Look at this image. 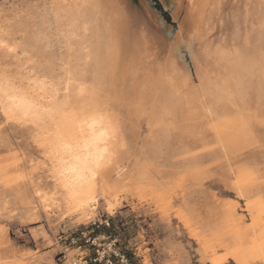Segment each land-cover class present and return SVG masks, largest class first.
<instances>
[{"label": "rangeland", "instance_id": "1", "mask_svg": "<svg viewBox=\"0 0 264 264\" xmlns=\"http://www.w3.org/2000/svg\"><path fill=\"white\" fill-rule=\"evenodd\" d=\"M201 1L0 0V84L43 114L0 106L2 262L80 264L94 254L85 235L111 244V264H264V0ZM67 70L94 100L65 93ZM43 77L57 91L39 90ZM79 105L118 132L120 180L110 169L89 181L92 213L74 209L55 173V135Z\"/></svg>", "mask_w": 264, "mask_h": 264}, {"label": "bare ground", "instance_id": "2", "mask_svg": "<svg viewBox=\"0 0 264 264\" xmlns=\"http://www.w3.org/2000/svg\"><path fill=\"white\" fill-rule=\"evenodd\" d=\"M203 1V0H202ZM201 1V2H202ZM206 2H207V5L204 3V5H206L207 7H209V6H213V4H215V1L216 0H205ZM190 2L192 3V4H195L196 2H195V0L194 1H192V0H190ZM195 2V3H194ZM201 2H199V3H201ZM219 2V1H218ZM217 2V3H218ZM190 3V4H191ZM198 4V3H197ZM201 4H203V2L201 3ZM199 5V6H202V5ZM219 4V3H218ZM217 5V4H216ZM191 6V5H190ZM195 6V5H194ZM197 6V5H196ZM203 7V6H202ZM201 7V8H202ZM211 7H209V8H211ZM197 9H198V7H197ZM65 10V9H64ZM72 10V9H71ZM199 10H200V7H199ZM66 11H68V10H66ZM74 11V10H73ZM62 12H64V11H62ZM201 12H202V9H201ZM205 12H207V11H205ZM67 13V12H66ZM73 13V12H72ZM198 13V12H197ZM200 13V12H199ZM203 13V12H202ZM57 14V13H56ZM64 14V13H63ZM62 14V15H63ZM74 14V13H73ZM77 14V13H76ZM80 14V13H79ZM204 14V13H203ZM210 14V13H209ZM212 14V13H211ZM59 15V14H58ZM61 15V16H62ZM72 15V14H71ZM200 16H201V14H199ZM79 16V15H78ZM77 16V17H78ZM210 16V18H211V15H209ZM199 17V16H198ZM204 17V16H203ZM202 17V18H203ZM67 18V17H66ZM81 18H82V16H81ZM200 19H201V17H200ZM212 19V18H211ZM65 21H66V19H64ZM81 20V19H80ZM58 21H59V19H58ZM76 16H71V18L69 19V22H67V23H69V26H73V25H75L76 24ZM79 21V20H78ZM201 21H203L202 19H201ZM210 21V20H209ZM63 22V21H62ZM199 22H200V20H199ZM78 23V22H77ZM63 24V23H62ZM78 25V24H77ZM83 26H84V24H82ZM64 26V25H63ZM76 26V25H75ZM60 27V26H59ZM77 27V26H76ZM36 28V27H35ZM84 28V27H83ZM83 28H82V30H83ZM64 29V28H63ZM69 30H70V28H68ZM76 30V29H75ZM62 31V30H61ZM72 31V30H71ZM64 32V31H63ZM62 32V33H63ZM81 32V31H80ZM79 32V33H80ZM198 32H199V30H198ZM33 33V32H32ZM61 33V32H60ZM59 33V34H60ZM61 33V34H62ZM78 32H72L71 33V36H73V38L74 37H76L77 39H79L77 36H75L76 34H77ZM82 33V32H81ZM194 34V33H193ZM198 34H200V32L198 33ZM197 34V35H198ZM62 35H65V34H62ZM201 35V34H200ZM200 35H198V36H200ZM80 36V35H79ZM181 36V35H180ZM187 36V35H186ZM185 36V37H186ZM189 36V35H188ZM187 36V37H188ZM63 37V36H62ZM184 37V38H185ZM201 37V36H200ZM195 38H197V37H195ZM199 38V37H198ZM67 39H69V38H67ZM80 39H81V37H80ZM64 41V40H63ZM185 41H186V38H185ZM78 42V41H77ZM84 42V41H83ZM62 43V42H61ZM72 43V42H71ZM69 44V43H68ZM85 44V43H84ZM89 44V43H88ZM91 44V43H90ZM67 46V45H66ZM80 46V45H79ZM84 46V45H83ZM86 46V45H85ZM85 46H84V48H85ZM76 47V46H75ZM175 47H177V46H175ZM66 48V47H65ZM68 48H70V47H68ZM77 48V47H76ZM75 48V49H76ZM88 48H90V47H88ZM73 49H74V47H73ZM91 49V48H90ZM67 50V49H66ZM83 50L84 49H82L79 53L80 54H82V53H84L83 52ZM87 50V49H86ZM92 50V49H91ZM70 51V50H69ZM75 51V50H74ZM88 51H90V50H88ZM32 53V52H31ZM86 53V52H85ZM84 53V54H85ZM89 53V52H88ZM67 54H69V52L67 53ZM220 54V53H219ZM223 54V53H222ZM77 55H78V53H77ZM89 55H91V52H90V54ZM224 55V54H223ZM223 55H222V57H223ZM73 56V55H72ZM219 56V55H218ZM81 57H83V56H81V55H79L78 56V61H79V64H81L82 62H80L81 61ZM88 57V56H87ZM225 57H226V55H225ZM66 58V57H65ZM85 58V57H84ZM89 58V57H88ZM195 58H196V56H195ZM195 58H193V59H195ZM221 58V57H220ZM41 59V58H40ZM227 59V58H226ZM34 60V59H33ZM32 60V61H33ZM87 60V59H86ZM222 59H220V61H221ZM228 60V59H227ZM227 60H223L224 62L223 63H227ZM65 61V60H64ZM68 61V60H67ZM66 61V62H67ZM69 61H72V60H69ZM167 61V60H166ZM176 61V62H175ZM226 61V62H225ZM75 62V61H74ZM168 62V61H167ZM173 62V61H172ZM171 61H170V63L168 64V70H167V72H169L171 75H173L172 77H176V74H179V69H178V67H179V64H178V62H177V60H174V62L172 63ZM28 63V62H27ZM55 63V62H54ZM70 63V62H69ZM84 63H85V61H84ZM229 64L230 63H232V62H230V60H229V62H228ZM227 63V64H228ZM24 64V63H23ZM30 64V63H29ZM32 65H33V63H31ZM30 64V65H31ZM47 64V63H46ZM65 64V63H64ZM36 65H37V63H36ZM69 65V64H68ZM75 65V64H74ZM78 65V64H77ZM163 65V64H162ZM223 65V64H222ZM43 66V65H42ZM60 66V65H59ZM62 66V65H61ZM167 66V65H166ZM220 66V65H219ZM230 66H232V64L231 65H229V67ZM235 66V65H234ZM236 66H237V64H236ZM239 66V65H238ZM66 67V66H65ZM72 67H74V66H72ZM78 67H80V65L78 66ZM84 67V66H83ZM76 68V67H75ZM81 68V67H80ZM231 68H233V67H231ZM239 68V67H238ZM242 68V67H241ZM227 69H230V68H228L227 67ZM226 69V70H227ZM235 69V68H234ZM233 69V70H234ZM26 70V69H25ZM63 70V69H62ZM70 70V69H69ZM69 70H67V72H65L66 74H65V77H66V82H65V84H63V85H65V90H67L65 93L67 94V93H69V96L70 97H75V98H77L78 99V97L80 98V99H82V97L83 96H81V94H83L84 95V92H83V89L81 90V86H80V90L83 92V93H80V90L78 91V89L76 88V86H78V84L77 85H75V82L78 80L77 79V77L76 76H78L76 73L75 74H71L70 72H69ZM74 70V68H72V71ZM232 69H230V71H232V76L231 75H229L230 77H233L234 79L236 78V76H237V68H236V71L234 70L233 71ZM242 69H240V71H241ZM30 71V70H29ZM54 71V73H55V70H53ZM60 71H61V68H60ZM71 71V70H70ZM71 71V72H72ZM75 71V70H74ZM74 71H73V73H74ZM32 72V71H31ZM40 72V71H39ZM49 72V71H48ZM57 72V71H56ZM227 72H228V70H227ZM244 71H242V73H243ZM229 73V72H228ZM40 74V73H39ZM81 74V73H80ZM241 74V73H240ZM239 74V75H240ZM31 75H32V73H31ZM76 75V76H75ZM167 75H169V74H167ZM171 75H170V77H171ZM182 75V74H181ZM180 74L178 75L179 77L181 76ZM36 76V75H35ZM39 76V75H38ZM54 77L55 76H57V75H53ZM165 76V75H164ZM177 76V77H178ZM227 76H228V74H227ZM242 76H244V74L242 75ZM82 77V76H81ZM168 77V76H167ZM263 77H264V75H263ZM28 78V77H27ZM34 78V79H33ZM32 79H33V81L35 80V77H33ZM40 78H41V76H40ZM1 79V78H0ZM38 79V77L36 78V80ZM167 79H169V78H167ZM171 80H172V78H170ZM176 79V78H175ZM178 79V78H177ZM183 80H185L184 78H182ZM231 79V78H230ZM237 80H238V77L236 78ZM2 80V79H1ZM5 80V79H4ZM3 80V81H4ZM7 80V79H6ZM29 80H30V78H29ZM56 80V79H55ZM58 80V79H57ZM81 80H83V78L81 79ZM170 80V81H171ZM180 80H181V78H180ZM3 81H1L2 83H3ZM38 81V80H37ZM79 81V80H78ZM84 81V80H83ZM182 81V80H181ZM231 80H229V82H230ZM233 81H235V80H233ZM7 82V81H6ZM36 82V81H35ZM34 82V83H35ZM56 82V81H55ZM62 82V81H61ZM81 82V81H80ZM236 82V81H235ZM10 83V82H9ZM32 83V82H31ZM30 83V84H31ZM78 83V82H77ZM84 83V82H83ZM4 84H5V81H4ZM29 84V83H28ZM33 84V83H32ZM37 84V83H36ZM35 84V85H36ZM54 84V83H53ZM52 83H48L47 82V79L45 78V77H43L42 79H40V85L38 84V87H39V90H41L42 92H43V90H45L46 92L47 91H50L51 93H53L55 90L57 91V89L55 88L54 89V87L57 85H53ZM80 84H82V82L80 83ZM232 84V83H231ZM11 84H9V85H1L0 84V106H1V108H2V106H3V108H5V109H7L8 110V113H9V111L13 114V115H15V116H17V117H28V118H35V117H41L43 114H42V111H41V105L40 104H38V102H40V100L36 103L35 102V100H33V99H31L30 97H28L29 95H26L25 93H23L24 91H22L21 90V92H20V90H18V91H14L16 88H14V90H12V88H11V86H10ZM54 86V87H53ZM62 86V85H61ZM230 86V85H229ZM22 87V86H21ZM20 87V88H21ZM32 87V86H31ZM57 87V86H56ZM63 87V86H62ZM85 87H87V86H85ZM24 88V87H23ZM23 88H21V89H23ZM83 88H84V86H83ZM19 89V88H18ZM34 88H32V90H33ZM61 89H63V88H61ZM85 89V88H84ZM200 89V88H199ZM25 90V89H24ZM28 90V89H27ZM26 90V92H28ZM31 90V92H33ZM35 90H36V86H35ZM38 90V89H37ZM215 90V89H214ZM87 92H89L88 90H86ZM191 92H193V94H194V91H191ZM202 91H200V93H201ZM40 93V92H39ZM38 93V94H39ZM187 93H188V91H187ZM196 93V95L198 94V91L197 92H195ZM219 93V92H218ZM30 94V93H29ZM33 95H34V93H32ZM48 94H50V93H48ZM47 94V95H48ZM87 94V93H86ZM211 94H212V92H211ZM90 96H91V94H89ZM88 95V96H89ZM198 95H200V94H198ZM30 96H32V95H30ZM88 96L86 95V97L88 98ZM90 96H89V98H90ZM201 96V95H200ZM203 96V95H202ZM201 96V97H202ZM45 98H46V96H44ZM48 97V96H47ZM50 97V96H49ZM52 97H53V94H52ZM85 97V98H86ZM33 98V97H32ZM35 98V97H34ZM67 98V97H66ZM84 98V97H83ZM84 98V99H85ZM86 98V99H87ZM216 98H217V96H216ZM68 99V98H67ZM77 99H75V101H74V103H72L73 104V107H75L74 106V104L76 103V100ZM83 99V100H84ZM90 99H93L94 100V98H90ZM201 100H202V98H201ZM45 101V100H44ZM53 101V100H52ZM88 101V100H87ZM63 102V104H64V100L62 101ZM90 102V101H89ZM88 102V103H89ZM93 102V101H92ZM95 102V101H94ZM202 102H204V101H202ZM82 103H83V101H82ZM87 103V102H86ZM87 103V104H88ZM91 103V102H90ZM89 103V104H90ZM55 104V103H54ZM68 104H69V102H68ZM81 104V103H80ZM84 104H85V102H84ZM89 104H88V106L87 105H85V106H87V108L89 107ZM93 105H94V103H92ZM202 104V103H201ZM204 104V103H203ZM202 104V105H203ZM42 105H43V103H42ZM66 105V104H65ZM59 106V105H58ZM57 106V107H58ZM80 107L79 108H81V105H79ZM83 106V105H82ZM95 106V105H94ZM93 106V107H94ZM201 106V105H200ZM205 106V105H204ZM203 106V107H204ZM90 107H92L91 105H90ZM89 107V108H90ZM92 107V108H93ZM96 107V106H95ZM94 107V108H95ZM202 107V106H201ZM44 109H46L45 107H43ZM62 108V107H61ZM78 108V109H79ZM84 108H86V107H84ZM56 109V108H55ZM64 109V108H63ZM68 109V108H67ZM206 109V108H205ZM46 110H48V109H46ZM77 110V109H76ZM80 110V109H79ZM79 110H78V113H73L74 114V118H72V120H70V117H69V120H70V124H69V126L67 125V128H66V131H65V135H61L60 134V132H58V134L56 133V130H55V132H54V134L56 133L58 136H56L55 135V138H54V141H56V145H57V147L55 148H53L54 149V151L56 152V154L58 153V156L55 158V159H57V161L55 160L54 162H56V164H55V166H56V175L58 176V178L60 179V181H61V186H63L64 188L63 189H65V191L64 192H67V194L68 195H70V198H72L73 199V201L75 202V210L76 211H78V210H83V211H86L87 213H89V212H93V211H91V209H93V208H91L94 204H95V201H97L96 200V193L95 192H93L94 191V189H95V186H94V188L91 186V185H89V181L91 182V179H93L95 176H97L98 174H100V173H103L104 171H106V172H108V170H110V169H113V171H114V176H112V174H111V178L112 177H115L116 179H119L118 177L120 176V173H122V167H121V169L118 167V164L116 165V164H114L115 163V159L116 158H114V157H116V156H114L116 153L114 152L116 149H113L114 147V140H116V138H117V135H118V132H117V135H116V132H115V129H116V131H117V128H114V127H112V124L114 123V122H112V124H110V120L112 119L111 117H110V119L108 120V117H107V113H106V115H102L101 114V112L99 111V113L100 114H96L95 112H97V111H91L89 114L87 113V114H85V112H83L82 111V108H81V110H80V112H79ZM89 111H90V109H88ZM94 110V109H93ZM96 110V109H95ZM204 110V109H203ZM2 111H3V109H2ZM49 111V110H48ZM61 111V110H60ZM69 111H71V110H69ZM73 111V110H72ZM46 112V111H45ZM52 112V111H51ZM59 112V111H58ZM64 112V111H63ZM92 112L93 113H95L96 115H93L92 114ZM50 113V112H49ZM54 113V112H53ZM52 114V113H51ZM51 114H50V116H51ZM57 114V113H56ZM65 113H63V115H64ZM92 114V115H91ZM9 115V114H8ZM67 115H68V113H67ZM10 116V115H9ZM57 116H58V114H57ZM16 117V118H17ZM54 117V116H53ZM61 117V116H60ZM75 117H77V118H75ZM10 118V117H9ZM42 118V117H41ZM46 118V117H45ZM44 118V119H45ZM48 118V117H47ZM51 118V117H50ZM55 118V117H54ZM63 118V117H62ZM14 119V118H13ZM21 119V118H20ZM44 119H43V121H44ZM68 119V118H67ZM66 119V121H68ZM23 120V119H22ZM51 120V119H50ZM49 120V121H50ZM53 120V119H52ZM57 122H58V120L57 119H55ZM112 121V120H111ZM50 123V122H49ZM48 123V124H49ZM62 123V122H61ZM64 123V122H63ZM66 123H68V122H65V125H66ZM43 124V123H42ZM59 125V124H58ZM58 125L56 126V127H58ZM62 125V124H61ZM43 126H45V125H43ZM60 126V125H59ZM62 127V126H61ZM61 127H60V129H61ZM116 127V126H115ZM45 128V127H44ZM46 128H48V125H47V127ZM52 128H53V126H52ZM64 128V127H63ZM54 129V128H53ZM53 134V133H52ZM73 134H77V137L75 136L74 137V135ZM50 136H52V135H50ZM54 136V135H53ZM118 141V140H117ZM116 141V142H117ZM46 143V142H45ZM114 143V144H113ZM50 144V143H49ZM53 144H55V143H53ZM118 144V143H117ZM46 146H48L47 144H46ZM49 147V146H48ZM114 150V151H113ZM49 151V150H48ZM54 155V154H53ZM55 157V156H54ZM50 158H52V156L50 157ZM53 160V159H52ZM50 164H51V162H50ZM52 168V167H51ZM112 171V170H111ZM53 172L54 171H52V175H53ZM54 173V174H55ZM108 174V173H107ZM102 175V174H101ZM100 175V176H101ZM54 176V175H53ZM57 176H56V178H57ZM103 177H104V179L105 178H107V177H105L104 175H103ZM103 177H102V179H103ZM109 177V176H108ZM97 178H99L98 176H97ZM101 178V177H100ZM96 179V178H95ZM102 179H101V182H102ZM108 179V178H107ZM58 180V179H57ZM99 180V179H98ZM110 180V179H109ZM112 180V179H111ZM120 180V179H119ZM100 181V180H99ZM104 182H106V180H104ZM112 182H113V180H112ZM118 182V181H117ZM56 183V182H55ZM58 183V182H57ZM56 183V184H57ZM107 183H108V180H107ZM109 184V183H108ZM102 185V184H101ZM105 185H106V183H105ZM105 185H104V189H105ZM58 186V185H57ZM60 186V185H59ZM61 186H60V188H61ZM97 186V185H96ZM107 186V185H106ZM99 188V187H98ZM102 188V187H101ZM110 188V187H109ZM62 189V188H61ZM108 189V188H107ZM97 190H100V188L99 189H97ZM96 190V191H97ZM102 190H103V188H102ZM105 191V190H104ZM98 192V191H97ZM95 194V195H94ZM98 194V193H97ZM39 195V194H38ZM40 195H41V193H40ZM35 196H37V195H35ZM66 196V195H65ZM44 197V195H42V198ZM67 197V196H66ZM44 198H46V197H44ZM39 199H41V198H38V200ZM68 199H69V197H68ZM44 200V199H43ZM46 200V199H45ZM40 201H42V200H40ZM39 201V202H40ZM70 201H71V199H70ZM44 202V201H43ZM42 203V202H41ZM45 203H46V201H45ZM44 205V204H43ZM43 205H41V206H43ZM37 206H39V205H37ZM42 208H46L45 206H43ZM41 208V209H42ZM40 209V208H39ZM73 209V210H74ZM46 211V210H45ZM76 211H74V212H76ZM20 257H23V256H20ZM1 259H2V257H1ZM0 259V264H8V263H6V262H8V261H5V258H4V261L5 262H2L3 260H1ZM12 259H15V258H12ZM9 262H10V260H9ZM63 264H68L67 263V261L66 262H64Z\"/></svg>", "mask_w": 264, "mask_h": 264}, {"label": "built area", "instance_id": "3", "mask_svg": "<svg viewBox=\"0 0 264 264\" xmlns=\"http://www.w3.org/2000/svg\"><path fill=\"white\" fill-rule=\"evenodd\" d=\"M82 239L84 240V244H89L90 247L93 248L94 254L89 258L86 259L82 257L80 259V264H111L110 260L106 258L108 255V250L111 249V244H108L106 247L101 244V240L98 237H90L82 235ZM115 257H118V254H115ZM120 263L125 264L126 260L120 257ZM73 264H77L76 262Z\"/></svg>", "mask_w": 264, "mask_h": 264}]
</instances>
